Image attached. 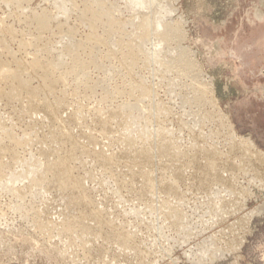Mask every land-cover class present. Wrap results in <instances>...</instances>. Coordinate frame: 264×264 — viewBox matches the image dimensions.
<instances>
[{
	"label": "rangeland",
	"instance_id": "obj_1",
	"mask_svg": "<svg viewBox=\"0 0 264 264\" xmlns=\"http://www.w3.org/2000/svg\"><path fill=\"white\" fill-rule=\"evenodd\" d=\"M89 1L91 2V0ZM92 1V7H96L94 0ZM106 2L111 5L113 17H117L120 22L123 20L121 29L124 31L125 35L131 37H127L128 39H136L137 35L141 33L148 36L150 39V41L140 46L141 50L144 52L140 53L138 56L140 60H136L132 67L133 72L131 71L133 79L137 83H142L150 87V95H139L137 93L129 95L128 93L125 94L126 92L120 93V89L123 88L121 85L125 86L127 84L129 76L126 75V69L120 62L119 56L115 55V57L109 53V47L105 44H94L90 49H82L84 51H79V57L81 56L80 58L83 60H85L84 58H86V60L87 58L88 60L90 59V51L97 56L96 64L101 68H98L95 64L89 65L85 77L86 79L91 77L89 78L90 80L88 79V81H86L90 86L93 81V88L98 84L96 88L92 89L94 92L91 90L92 87L85 91V89H81V86L79 91V87H75L80 82V79L76 80L77 83L72 75L67 74L65 81L67 80L66 82L68 84L66 83L65 85L64 81H56L54 82V86L57 89L53 87L54 93L46 95L40 94L41 96H37L36 101L32 102L27 96V92L24 88L18 86L15 81H6L0 77V92H2L0 93V143L6 145L9 149H13L21 160L32 158L40 163H44L46 162L44 152H49L51 154L48 155L50 159H56L60 155L64 156L65 152L69 151L71 147V139H69V137L73 136L72 134H76L74 136L78 138L82 133L90 132V134L95 137L94 141L96 144H94V141L93 143H85L83 141L85 146L78 147L75 152V158L69 161V172L71 178L73 176V179L79 180L81 187L84 192H86L85 194L88 193L87 195H89L88 199L91 202H95L94 199H96L98 204L95 202L94 204L92 203L93 205H99L101 207L105 204L107 206L105 207V205H103L106 213L104 212L103 206V209H100L99 206H94V210L92 208L91 213L89 211V214H93L94 216L99 212L96 209L102 211L99 212V214L101 213L103 216L100 217L98 214V219L104 220L103 223L101 221L102 226L94 223L93 217L88 216L89 218L86 222L91 225L93 233L90 232L89 234L87 233V235L86 233L80 234L81 225L76 224L79 222V214L81 215L83 210L85 211H83L82 214H84L86 210L88 212L89 208L83 207L79 202L75 204L76 200L73 201V204L67 203L69 199H72L70 197L75 199L78 198V188H74L67 192L65 191V194H63L64 196L59 195L58 198V192L54 187H51L50 193L47 192L43 197V195L32 193V189L28 191L30 188H25L24 191L23 187L21 188V184H18L19 181L15 180L12 187L21 188L20 190H23L22 192L25 194L22 195V198L17 197L15 194L13 195L12 191H8L0 186V264H264V0H168L171 9L168 10L169 12L165 13L162 11V13L159 14L164 16V23L170 24L178 30L176 34L177 37L175 36L170 44H166L161 38H159V40L152 38L154 32L151 27L144 29L140 27L141 18L145 12L143 8L139 9L132 7L129 4V0H106ZM72 3H74V6L73 4H71V6L77 11L73 10V7L68 4V10L62 12V10L56 6V0H23V2L18 5L8 4L0 0V68L4 69V71L14 70L17 63H20L25 66L22 78L28 80L29 84L37 88L42 81L38 74H34L35 71L32 70L31 66H28V64L37 59L38 61H43L45 59L58 58L61 55L60 51L62 45L67 41L65 37L67 30L73 32V38H71L73 42H85L93 33H98L101 36L103 35V37H107L106 39L109 41L112 39L116 30H111V33L108 35L102 31L100 25L94 30L86 23H83V20L81 21V19H79L77 14L84 5L83 0H75ZM88 4L90 3L88 2ZM75 6L79 8L77 9ZM127 6L131 7L128 9ZM39 12H45L49 15L47 24V28L50 26L48 28L49 30L46 29L41 32L36 23L31 20L32 14H39ZM102 20V23H104L106 18H102ZM99 23L101 22L99 21ZM108 25L109 28L113 27L115 24L108 23ZM69 26L72 27L70 28ZM38 29L40 31H38ZM33 37L36 38L38 42L36 39H33ZM61 39L64 42L61 41ZM173 41L175 43H173ZM60 42L61 44H59ZM35 44H37L38 47ZM43 44H49L51 46L50 51H43ZM180 51L186 52V61L180 59L178 55L177 57L175 56V54H179ZM145 54L148 56H144ZM61 56L65 59V62L70 61L69 55ZM187 62L188 64L190 62L193 67L191 65L187 66ZM164 64L166 65L164 66ZM184 65L187 66V68ZM170 66L171 69H169ZM60 70L64 72L63 69L59 68L56 72L54 71L53 75L56 77V75L61 74L62 72ZM122 73L125 78L127 77L126 79ZM194 78H197L195 80L196 83L194 82ZM70 79L74 82L72 83ZM102 80L104 83L100 84ZM187 85L189 86L184 87ZM197 85L211 87L212 91L206 92V96L208 97H202L200 101L197 99ZM58 86L62 87V89L58 88ZM105 88H107L106 90H108V92ZM193 88H196V90ZM76 89H78L79 92H76ZM111 89H114L116 92ZM57 90L61 91L59 95L58 92L60 91L57 92ZM11 91L17 95L15 99L11 98ZM20 92H22V94ZM69 92L72 93L71 96ZM79 93H81V95ZM187 93H189V96ZM76 94L79 95L77 96ZM54 95H57L56 98L60 95H64L65 99L68 97L69 103L66 99L67 103L63 105L64 107L62 106L60 108L62 111H58L56 122L54 120L52 123L50 119L45 116L48 112L43 108L45 106L44 103H50V101L52 103L55 101ZM104 95H106L107 98L104 97ZM190 95L193 99H191ZM46 97L48 102L46 101ZM75 98H78V100H76L78 102L75 101ZM127 102L138 103L140 107L139 112H133L136 115L138 114L139 117L141 116L138 120L137 129H141V126H146L148 132H152L150 135H163L166 138L171 134L170 137L172 139L168 137L167 140H174L176 138L178 142H176L175 139V143L177 145L180 143L179 146H181H177L179 149L176 148L177 153L180 154V156L177 155L178 158L175 156L176 161L174 160L173 154H170V156L165 155V158L163 156L157 157V155H154L152 158V166L153 164L155 166L153 167L154 169L150 168L152 173H150L147 165L144 170L142 169L152 176V181L150 183H147L142 177H139L140 173L136 172L138 169L135 170L134 173H131L124 164L117 168L113 166L105 171L106 169H103L100 164L101 162L97 160L94 154L98 151L95 149L98 142L100 144L103 141L109 142L108 139L104 138V134L102 130H100L101 126L97 124V120L94 119V113L96 110L100 112H105L110 109L116 110ZM189 103L193 104L195 109H197L195 110L193 105ZM77 105L82 106H79V109H83L82 111L86 113V116L82 117L80 123L76 126L67 125L68 123L65 121V118L68 116V113L70 115L77 112ZM31 106L33 108V113L28 112ZM198 107L200 109H198ZM64 110L68 112L64 113L65 118L63 117ZM155 110H157V114ZM194 112L195 115L193 114ZM41 113L45 115L43 114L41 117ZM149 113H152V115H149ZM145 114L148 115L145 116ZM30 115L32 116L30 117ZM92 115L93 119L91 118ZM47 123L50 124L48 125ZM41 125L42 127H40ZM109 127L110 129H115L116 127L118 128V124L116 125V122L111 121ZM156 127L159 129L156 130ZM117 128L115 129V132L117 131L116 133H113L114 129L110 131L117 135ZM62 129H64V131ZM70 129H74V131ZM165 129L167 135H165ZM54 130L62 133L60 140L57 141L58 145L54 143H52V145L51 142L48 141L49 134ZM4 131L10 132L14 140H23V143L15 145V143H13L14 141L11 142L6 135H3ZM68 132L70 135H68ZM156 132L159 133L157 134ZM108 135L110 137L112 136L111 133H108ZM153 135L148 139H152V143L158 146L159 138L157 139V137L155 138ZM132 136L135 137L136 145L137 141L140 145L142 142L148 140L138 132ZM163 136L159 137L161 138ZM243 138L247 139L244 140ZM28 139L29 142L27 143ZM32 139L35 140L32 141ZM153 139H155V142ZM196 141L200 143L201 148L194 146L198 144ZM190 142L194 145L191 146ZM249 143L252 144L249 145ZM49 144L52 146H49ZM109 144L111 148L108 147V151H110V149L113 152L118 150L119 147H117L115 143L109 142ZM154 144H152V146ZM88 145L89 147H87ZM241 146L245 147L243 148ZM52 147L56 149L53 150L51 149ZM84 148L86 151H84ZM195 149L199 150V153ZM202 149H204V153ZM213 149L216 152L214 154L215 156L209 152V154L207 153V151ZM178 150H180V152ZM194 156L197 157V159ZM3 158L6 160L10 159V154H3ZM207 158L210 160H207ZM162 159H164V161ZM90 161L92 163H90ZM154 161L157 162L155 163ZM208 161L209 164L216 165H214L215 172L211 171L212 169L208 167ZM158 164L160 165L156 166ZM164 165H166V167ZM171 167L172 169H170ZM177 167L179 169H177ZM123 168L125 169L124 171ZM115 169L118 174H116ZM12 170H17V167L12 168ZM158 170L160 172H158ZM91 171L95 173L92 179L90 178ZM94 173H92V175ZM10 176H12L11 172H6V175L5 173H0L1 185H6L8 183L7 180L11 178ZM130 177L134 179H132L134 183H132ZM206 177H208L207 180ZM128 179L131 181L128 182ZM153 181H155L154 184L152 183ZM165 184L171 189L173 188V190H169L171 193L173 191V194L168 191L169 187H166L167 185ZM162 186H164L167 191H165V188ZM161 187L163 190L160 189ZM171 197L174 198L172 199ZM56 200H58V202ZM171 202L173 204H171ZM45 204L51 209L54 207L56 211H52L51 217L49 216L47 219L48 221L45 219V221L48 222L47 225L51 226L42 229L35 221L34 210L39 208L42 209ZM214 205L217 206V211L215 210V213L212 211L213 208L215 209ZM170 206L174 207L175 211L179 206V211L177 210L176 214L178 213L182 217L185 215L184 217H186V219L181 218L182 222L184 219L186 223L183 222V224L180 221V225L183 224L184 228H181L179 224L176 226V224L172 223V220L170 223V220L166 218V213L170 212ZM107 208L111 210L108 213ZM77 213H79L77 216L78 222L76 219ZM69 214L71 216L73 215L72 218L76 223ZM107 214L109 216L111 214L110 217L112 220H110L111 218ZM211 214L214 215L212 216ZM65 215L70 216L69 224L71 223V226L74 227V225H72V222H74L75 227L77 225L74 229L79 230V233L76 230L74 234L73 227L71 231L66 229L68 225H66L67 223H63ZM44 218L42 217L41 219ZM107 219L109 223L106 222ZM165 220H168L167 224ZM113 222L116 226L112 224ZM106 223L108 226H106ZM187 223L189 227L185 225ZM94 224L97 227H93ZM113 225L115 227L114 230L112 229ZM63 227L66 230V234L70 232L68 236L65 233L63 235H66L70 239L62 235L64 231ZM93 228L96 231H94ZM72 231L76 238L73 236ZM117 231H120V233L123 231V234L129 237L127 239L128 243H123L124 246L113 238ZM183 231L187 237L183 235ZM71 236L73 239H71ZM82 238L83 241L81 240ZM85 238L88 240L85 241ZM70 240H74V243ZM70 244L73 247L72 249ZM198 244L200 246H198ZM213 244L216 245L214 246ZM128 245L133 246L129 247ZM82 246H86L87 249H84ZM208 246L210 248H208ZM129 248L131 250H128V252L126 249ZM120 249L121 253H119ZM217 252L218 254H216ZM129 253H131V255H129ZM203 253L205 257H203Z\"/></svg>",
	"mask_w": 264,
	"mask_h": 264
},
{
	"label": "bare ground",
	"instance_id": "obj_2",
	"mask_svg": "<svg viewBox=\"0 0 264 264\" xmlns=\"http://www.w3.org/2000/svg\"><path fill=\"white\" fill-rule=\"evenodd\" d=\"M3 2H5V3H8V4H14V5H18L19 3H21V2H23V0H2ZM26 1V0H25ZM73 1H75V0H56V6H58V8L59 9H61L62 10V12H66L67 10H68V4L71 6V4H73V6H74V3H72ZM80 1V0H79ZM84 1V5L82 6V8L78 11V14H77V16H79V19H81V21L83 22V23H86L89 27H91L92 29H94V30H96L97 29V27L100 25V27H102V31L103 32H105V34L107 33L108 35L111 33V30L112 31H114V30H116V33L113 35V37H112V39H110V41L109 40H107L106 38H104L103 37V35L101 36L100 34H98V33H93V34H91L90 35V37H88V39H86V41L85 42H81V41H79V42H73V41H71V38H73V32L71 31V30H67L66 31V34H65V37L67 38V41H65V43L62 45V47H61V55H69L70 56V61L69 62H65V59H63V57L60 55L58 58H56V59H45V60H43V61H38V59L37 60H33L32 62H30V64H28V66L30 65L31 66V68H32V70H34L35 72H34V74H38L39 76H40V79H41V81H42V83H40V86L39 87H33L31 84H29V82H28V80H26V79H23L22 78V74H23V72L25 71V66H23V65H21L20 63H17V66H16V68L14 69V70H6V71H4V69H2V68H0V77H2V79L3 80H6V81H15L17 84H18V86H20L21 88H24L25 90H26V92H27V96L29 97V99L32 101V102H35L36 101V97L37 96H39L40 94H52V93H54V89H53V87H55L54 86V82H56V81H60V82H62V81H64L65 82V85H66V81H65V78H67V74H70V75H72L73 77H74V79H75V81L76 80H79L80 82L78 83L77 81V86L75 87V88H77V87H79L78 89H79V91H80V88L83 90V89H85V91L86 90H89L91 87H92V85H94L92 82H91V86L89 85V84H87V81H88V79L89 78H91V77H88V79H86L85 77H86V75H87V70L89 69L88 67H89V65H92V64H95L96 66H98L96 63H97V56L92 52V51H90V55H91V57L90 56H88V57H90V59L88 60V58H87V60H86V58H84L85 60H83V59H81L80 57H79V51L80 50H82V49H90L91 48V46H93L94 44H105L106 46H108L109 47V49H108V51H109V53H111L112 55H118L119 56V58H120V62L122 63V65L125 67V69H126V73H124V74H126L127 76H129V79H127V84L125 85V86H122L121 85V87H123L122 89H120V93L122 92V93H125V94H129V95H134L135 93H137V94H139V95H146V96H148V95H150L151 94V89H150V87L148 86H145V85H143L142 83H137L134 79H133V76H132V72H133V70H132V67H133V65L135 64V62H136V60L138 59V60H140L139 58H138V56L140 55V53L142 52H144V51H142L141 50V47L140 46H142V45H144L145 43H147L148 41H150V39L148 38V36H146V35H144V34H134V35H137V37H136V39H128V38H131V37H129V36H127V35H125V33H124V31H122V29H121V26H122V21L120 22L118 19H117V17L115 18V17H113V12H112V8H111V5H109L107 2H106V0H94V3L96 4V7H92V5H91V2H93L92 0H91V2L89 1V0H83ZM88 2L90 3V4H88ZM77 3V2H76ZM169 2H168V0H129V4L132 6V7H134V8H139V9H141V8H143L144 10H145V12H144V14H143V17L141 18V22H140V24H141V26L140 27H142L143 29L144 28H149V27H151V29L153 30V36H152V38H155L156 40H159V38H161V39H163L164 40V42L166 43V44H170L171 42H172V40H174V37L176 36V34L178 33V30L175 28V27H173V26H171L170 24H167V23H164V16H162V15H160L159 13H162V11L163 12H169L168 10H170L171 9V7H170V4H168ZM119 4V3H118ZM122 4H123V2H122ZM88 5H90V6H88ZM73 6H71V7H73ZM124 6V5H123ZM131 6H127L128 7V9H129V7H131ZM70 7V8H71ZM75 7H77V6H75ZM16 8V7H15ZM69 8V9H70ZM79 7H77V9H78ZM73 10H76V9H74V7H73ZM59 11V10H58ZM70 11V10H69ZM72 11V10H71ZM77 11V10H76ZM119 11V10H118ZM75 12V11H74ZM128 12V11H127ZM25 13V12H24ZM77 13V12H76ZM129 14V13H128ZM63 15V14H62ZM120 15V14H119ZM256 15V14H255ZM130 16V15H129ZM256 17H257V15H256ZM102 18H106V21H104V23H102ZM28 19H29V17H28ZM28 19H26V20H28ZM48 19H49V15L48 14H46L45 12H43V13H40L39 12V14L38 13H33L32 14V16H31V20L32 21H34L35 23H36V25H37V27L41 30V32H42V30H46V29H48L47 28V24H48ZM120 19V18H119ZM125 19V18H124ZM67 20V19H66ZM102 20V21H101ZM99 21L101 22V23H99ZM81 22V23H82ZM107 22V23H106ZM125 22V21H124ZM174 22V21H173ZM108 23H110V24H115L113 27H109L108 28ZM124 24V23H123ZM128 24V23H127ZM59 25V24H58ZM68 25V24H67ZM70 27V26H69ZM72 27V26H71ZM70 27V28H71ZM112 28H114V29H112ZM38 29V31H40ZM59 29V28H58ZM126 29V28H125ZM133 29V28H132ZM134 29H135V27H134ZM49 30V29H48ZM47 30V31H48ZM147 30V29H146ZM149 31V30H148ZM97 32V31H96ZM103 32H102V34H103ZM147 32V31H146ZM57 33V32H56ZM129 33V32H128ZM39 34V33H38ZM37 34V35H38ZM53 34V33H52ZM98 34V35H97ZM104 34V35H105ZM59 35V34H58ZM126 37H125V36ZM35 36V35H34ZM39 36H40V34H39ZM131 36V35H130ZM75 37V36H74ZM128 37V38H127ZM177 37V36H176ZM38 38V37H37ZM63 38V37H62ZM134 38V37H133ZM33 39H36V38H34L33 37ZM50 39V38H49ZM48 39V40H49ZM60 39V38H59ZM177 39V38H176ZM44 40H46V39H44ZM32 41V40H31ZM36 41L38 42V40L36 39ZM61 41H63L62 39H61ZM34 42H35V40H34ZM33 42V43H34ZM36 42V43H37ZM40 42H41V39H40ZM47 42V41H46ZM49 42V41H48ZM51 42V41H50ZM59 42V41H58ZM64 42V41H63ZM157 42V41H156ZM27 43V42H26ZM43 43H45V42H43ZM173 43H175L174 41H173ZM28 44V43H27ZM30 44V43H29ZM46 44V43H45ZM45 44H43L44 46H42V49H43V51H50V49H51V46L49 45V44H47V45H45ZM59 44H61V42L59 43ZM36 46H37V44H35ZM9 46V45H8ZM53 46V45H52ZM59 46V45H58ZM166 46H168V45H166ZM170 46V45H169ZM3 47V46H2ZM32 47V46H31ZM38 47V46H37ZM60 47V46H59ZM176 47V46H175ZM6 48V47H5ZM41 48V47H40ZM56 48H58V47H56ZM177 48V47H176ZM41 49V50H42ZM105 49H107V48H105ZM93 50V49H92ZM104 50V49H103ZM176 50V49H175ZM178 50V49H177ZM181 50H183V49H181ZM34 51V50H33ZM38 51H40V50H38ZM82 51H84V50H82ZM45 52V53H46ZM106 52H107V50H106ZM189 52V51H188ZM9 53V52H8ZM41 53V52H40ZM50 53V52H49ZM176 53V52H175ZM48 54V53H47ZM43 55V54H42ZM50 55V54H49ZM83 55V54H82ZM86 55H87V53H86ZM109 55V54H108ZM177 55H178V57L180 58V59H183V60H185V58H186V52L185 51H180V53L178 54V53H176L175 54V56L177 57ZM144 56H148L147 54H145ZM31 57V56H30ZM43 57V56H42ZM50 57V56H49ZM109 57V56H108ZM116 57V56H115ZM175 57V58H176ZM101 58V57H100ZM141 58V57H140ZM175 58H173V59H175ZM144 60V59H143ZM183 60H181V61H183ZM174 61H176V60H174ZM179 61V60H178ZM186 61V60H185ZM184 61V62H185ZM189 61V60H188ZM146 62V61H145ZM169 62V61H168ZM177 62V61H176ZM182 63V62H181ZM99 64V63H98ZM187 64V66H190L191 65V63L189 62V64H188V62L186 63ZM185 64V65H186ZM192 64H194V63H192ZM100 65H102V66H105V65H103V64H100ZM166 64H164V66H165ZM182 65H183V63H182ZM184 65V66H185ZM94 66V65H93ZM122 66V67H123ZM187 66H185L186 68H187ZM192 66V65H191ZM95 67V66H94ZM93 67V68H94ZM100 66H98V68H99ZM141 67V66H140ZM146 67V66H145ZM182 67V66H181ZM193 67V66H192ZM191 67V68H192ZM194 67H195V65H194ZM59 68L60 69H63L64 70V72H62V70H60L61 72V74H59V75H56V77L53 75V73H54V71L56 72V70H59ZM92 68V67H91ZM95 68H97V67H95ZM101 68V67H100ZM106 68V67H105ZM168 68V67H167ZM185 68V69H186ZM189 68V67H188ZM29 69V68H28ZM103 69V68H102ZM109 69V68H108ZM169 69H171V66H170V68ZM190 69V68H189ZM91 70V69H90ZM190 70H192V69H190ZM189 70V71H190ZM194 70V69H193ZM99 71H101V70H99ZM132 71V72H131ZM183 71V70H182ZM196 71V70H195ZM58 72V71H57ZM197 72V71H196ZM121 73V72H120ZM115 74V73H114ZM65 75H66V77H65ZM69 75V76H70ZM122 75H123V73H122ZM188 75H189V72H188ZM34 76V75H33ZM124 76V75H123ZM25 77V76H24ZM36 77H38V76H36ZM112 77V76H111ZM34 78H35V76H34ZM71 78V77H70ZM124 78H125V76H124ZM127 78V77H126ZM125 78V79H126ZM191 78V77H190ZM69 79V78H68ZM71 79H73V78H71ZM70 79V80H71ZM73 79V80H74ZM104 79V78H103ZM121 79V78H120ZM197 79V78H196ZM195 78H194V82L196 83V80ZM2 80V81H3ZM37 80V79H36ZM87 80V81H86ZM90 80V79H89ZM110 80V79H109ZM139 80V79H138ZM188 80V79H187ZM193 80V79H192ZM200 80V79H199ZM69 81V80H68ZM103 81V80H102ZM102 81H100L101 83L100 84H102V83H104V81L102 82ZM140 81V80H139ZM71 82H72V80H71ZM74 82V81H73ZM72 82V83H73ZM98 82V81H97ZM97 82H94V83H97ZM142 82V81H141ZM203 82V81H202ZM7 83V82H6ZM58 83V82H57ZM106 83V82H105ZM205 83V82H204ZM56 84V83H55ZM68 84V83H67ZM99 84V85H100ZM110 84V83H109ZM187 84H189V83H187ZM203 84V83H202ZM209 84V83H208ZM16 85V84H15ZM56 85H58V84H56ZM61 85H62V83H61ZM64 85V86H65ZM71 85V84H70ZM116 85V84H115ZM32 86V87H31ZM81 86V87H80ZM96 86H98V84L97 85H95L94 86V88H96ZM104 86V85H103ZM106 86H110V85H106ZM119 86V85H118ZM189 85H187V86H184V87H188ZM198 87V96H197V99L200 101L201 100V98L202 97H205L206 96V92H209V91H212V89H211V87L210 86H208V87H204V86H202V85H197ZM100 87H102L101 85H100ZM120 87V86H119ZM191 87V86H190ZM21 88H20V90H21ZM56 88V87H55ZM58 88H61L62 89V87H59L58 86ZM66 88V87H65ZM93 87L91 88V90L92 89H94ZM115 88V87H114ZM172 88V87H171ZM23 89V90H24ZM57 89V88H56ZM78 89H76V92L78 91ZM102 89H103V87H102ZM107 88H105V90H106ZM193 89H195L196 90V88H193ZM18 90V89H17ZM24 90V91H25ZM64 90V89H63ZM91 90H90V92H91ZM112 90V89H111ZM186 90H187V88H186ZM194 90V91H195ZM15 91V90H14ZM58 91H60V90H57V92ZM65 91H66V89H65ZM72 91H73V89H72ZM71 91V92H72ZM74 91H75V89H74ZM78 91V92H79ZM104 91V90H103ZM107 92H108V90H106ZM110 91V90H109ZM112 91H114V89L112 90ZM12 92V91H11ZM16 92V91H15ZM19 92V91H18ZM90 92H89V94H90ZM92 92H94L93 90H92ZM111 92V91H110ZM114 92H116V91H114ZM0 93H2V92H0ZM21 94H22V92H20ZM56 93V92H55ZM59 93H61V91L60 92H58V95H59ZM64 93V92H63ZM70 93V92H69ZM21 94H19V95H21ZM25 94V93H24ZM74 94H75V92H74ZM80 95H81V93H79ZM78 94V95H79ZM106 94H109V93H106ZM166 94V93H165ZM189 93H187V95H188ZM72 95V93H70V96ZM77 95V94H76ZM77 95V96H78ZM85 95V94H84ZM84 95H82V96H84ZM86 95H88V94H86ZM91 95V94H90ZM153 95H155V94H153ZM153 95H151V96H153ZM186 95V96H187ZM210 95V94H209ZM6 96V95H5ZM11 96V98L12 99H15L16 97H17V95L16 94H14L13 92H12V94L10 95ZM41 96V95H40ZM55 96V95H54ZM57 96V95H56ZM56 96L54 97L55 99V101L54 102H52L51 103V101H50V103H44V108L43 109H45L47 112H48V114L47 115H45L44 113H41V117H42V115L44 114L45 116H47L49 119H50V121L53 123V121L55 120V122H56V120H57V115H58V111L60 110V108L65 104V103H67L69 100L67 99L68 97H66V99H67V102H66V99L64 98V95L63 96H58L57 98H56ZM82 96H80V97H82ZM189 96V95H188ZM187 96V97H188ZM21 97V96H20ZM43 97V96H42ZM90 97V96H89ZM104 97H106L107 98V96L106 95H104ZM190 97H191V95H190ZM206 97H208V96H206ZM19 98V97H18ZM25 98L27 99V97L25 96ZM71 98V97H70ZM85 98V97H84ZM87 98V97H86ZM136 98V97H135ZM157 98V97H156ZM184 98H185V96H184ZM23 99V98H22ZM41 99V98H40ZM43 99V98H42ZM103 99V98H102ZM138 99V98H137ZM136 99V100H137ZM142 99H144V98H142ZM182 99V98H181ZM188 99H189V97H188ZM191 99H193L192 97H191ZM72 100V99H71ZM76 100H78V98L76 99L75 98V101ZM135 100V101H136ZM148 100V99H147ZM183 100V99H182ZM203 100V99H202ZM9 101V100H8ZM40 101V100H39ZM44 101H45V99H44ZM43 101V102H44ZM46 101L48 102V100H47V97H46ZM45 101V102H46ZM74 101V102H75ZM100 101V100H99ZM128 101V100H127ZM149 101H150V97H149ZM185 101V100H184ZM184 101H182V102H184ZM191 101V100H190ZM195 101H197V100H195ZM205 101V100H204ZM21 102V101H20ZM27 102V101H26ZM71 102V101H70ZM76 102H78V101H76ZM140 102V101H139ZM153 102V101H152ZM189 102V101H188ZM198 102V101H197ZM196 102V103H197ZM12 103V102H11ZM22 103V102H21ZM20 103V104H21ZM28 103V102H27ZM40 103V102H39ZM41 103H42V101H41ZM40 103V104H41ZM69 103V102H68ZM73 103V102H72ZM185 103V102H184ZM191 103H192V101H191ZM191 103H189L190 105H193L194 104V102H193V104H191ZM201 103V102H200ZM23 104V103H22ZM37 104V103H36ZM73 104H75V103H73ZM81 104V103H80ZM102 104V103H101ZM147 104V103H146ZM148 104H150V103H148ZM153 104V103H152ZM68 105H70V104H68ZM82 105V104H81ZM81 105H79L80 107H82ZM154 105H155V103H154ZM36 106V105H35ZM71 106V105H70ZM78 106V105H77ZM79 106H78V108H77V112H74V114H70L69 115V113L68 112H66L65 110V112H63V117L65 118V116H64V113H68V116L64 119L68 124L67 125H78L79 123H80V120L82 119V117H84V116H86V113H83V109H79ZM153 106V105H152ZM23 107V106H22ZM37 107V106H36ZM39 107V106H38ZM64 107V106H63ZM67 107V106H66ZM69 107V106H68ZM72 107H74V106H72ZM98 107V106H97ZM154 107V106H153ZM193 107H194V105H193ZM201 107V106H200ZM25 108V107H24ZM28 108V107H27ZM75 108V107H74ZM94 108V107H93ZM214 108V107H213ZM114 109V108H113ZM139 109H140V107H139V105H138V103H129V102H127L125 105L123 104V105H121V107H119L118 109H116V110H112V109H110V110H107V111H105V112H100V111H97L96 109V112L94 113V119H96L97 120V124H99L100 126H101V128H100V130H102V132H103V134H104V138L105 139H108V141L109 142H113V143H115L116 145H117V147H119L118 148V150L116 151V152H113V151H111V149H110V151H108V147H110L111 148V146H110V144H109V142H106V141H103V142H101V144L98 142V144L96 145V147H95V149L96 150H98L97 151V153L95 152H93L95 155H96V158H97V160L98 161H100L101 163V166L103 167V169H106L105 171H107V169H110V168H112L113 166L115 167L116 166V168L117 167H120L121 165H123L124 164V166H126L128 169H129V172H131V173H134L135 172V170H137L136 172H138V173H140V176L139 177H142V179L144 180V181H146L147 183L149 182H151L152 181V176H150V173H152L151 172V170H150V168H153L155 165L153 164V166H152V158H153V156L154 155H157V157L158 156H165V155H167V156H170V154H173V156H174V160H175V156H177V155H179L180 156V154H178L177 153V150H176V148L177 149H179V147H181V146H179V144L177 145L176 143H175V141L176 142H178V140L176 139H174V140H167L168 139V137H170L171 136V134H170V136H168L167 138L165 137V136H163V135H159V136H163V137H159L158 135H153V136H155V138L157 137V139H158V146H156L154 143H152V139L150 140V139H148V138H151V136L152 135H150V133H152V132H148V129H146L147 127L146 126H141V129H137L138 127V120H139V118H141V116L139 117L138 116V114L136 115V114H134L133 112H139ZM194 109H195V107H194ZM197 109V108H196ZM195 109V110H196ZM198 109H200L199 107H198ZM38 110V109H37ZM36 110V111H37ZM76 110V109H75ZM75 110H73V111H75ZM158 110V109H157ZM157 110H155V112H156V114H157ZM193 110V109H192ZM44 111V110H43ZM60 111H62V110H60ZM72 111V112H73ZM28 112L29 113H33V108H32V106L31 107H29V109H28ZM41 112V111H40ZM87 112V111H86ZM92 112V111H91ZM61 113V112H60ZM59 113V114H60ZM103 113V114H102ZM36 114H37V112H36ZM83 114H85V115H83ZM87 114H89V113H87ZM92 114V113H91ZM194 115H195V112L193 113ZM200 114V113H199ZM38 115V114H37ZM146 115H148V114H145V116ZM149 115H152V113L150 114L149 113ZM154 115H155V113H154ZM159 115V114H158ZM193 115V116H194ZM32 115H30V117H31ZM62 116V115H61ZM60 116V117H61ZM89 116V115H88ZM157 116V115H156ZM191 116V115H190ZM220 116H222V115H220ZM40 117V118H41ZM62 117V118H63ZM155 117V116H154ZM204 117V116H203ZM207 117V116H206ZM89 118V117H88ZM92 119H93V115H92V117H91ZM149 118H150V116H149ZM159 118V117H158ZM44 119V118H43ZM84 119V118H83ZM90 119V118H89ZM155 119V118H154ZM195 119V118H194ZM201 119V118H200ZM29 120V119H28ZM45 120L47 121V119L45 118ZM63 120V119H62ZM144 120V119H143ZM149 120V119H148ZM147 120V121H148ZM197 120H198V118H197ZM207 120V119H206ZM3 121V120H2ZM111 121H113V122H116V125L118 124V133H117V135H115V134H113V133H116L115 132V129H114V132L112 133V131H110L111 129H110V127H109V123L111 122ZM156 121V120H155ZM195 121V120H194ZM201 121V120H200ZM203 121H204V118H203ZM1 122V121H0ZM39 122V121H38ZM43 122V121H42ZM50 122V123H51ZM140 122H142V121H140ZM222 122V121H221ZM4 123V122H3ZM40 123V122H39ZM45 123V122H44ZM49 123V124H50ZM84 123H88V122H84ZM143 123H144V121H143ZM153 123V122H152ZM199 123H201V122H199ZM198 123V124H199ZM41 124H43V123H41ZM48 124V123H47ZM46 124V125H47ZM48 124V125H49ZM82 124V123H81ZM145 124V123H144ZM189 124V123H188ZM197 124V125H198ZM202 124V123H201ZM47 125V126H48ZM54 125H55V123H54ZM61 125V124H60ZM85 125V124H84ZM149 125V124H148ZM196 125V126H197ZM45 126V125H44ZM80 126V125H79ZM2 127H3V125H2ZM40 127H42V125L40 126ZM51 127V126H50ZM159 128H161L160 126H158ZM43 128H45V127H43ZM59 128V127H58ZM62 128V127H61ZM149 128V127H148ZM158 128V129H159ZM164 128V127H163ZM168 128V127H167ZM174 128V127H173ZM66 129H68V128H66ZM112 129V130H113ZM156 130H158L157 129V127L155 128ZM63 131H64V129H62ZM71 130V129H70ZM73 131H74V129H72ZM71 130V131H72ZM61 131V130H60ZM154 131V130H153ZM160 131V130H159ZM165 131H166V129H165ZM164 131V132H165ZM36 132V131H35ZM140 133V135L142 134L143 136H145V138H147L146 140L147 141H145V142H142V144H138L139 142L137 141V145H136V140H135V137H133L132 135L133 134H135V133ZM162 132V131H161ZM4 134L3 135H6L8 138H9V140H11V142L12 141H14L13 143H15V145H18V144H22L23 142V140H14V138H13V136H12V134H10V132H3ZM6 133V134H5ZM71 133V132H70ZM73 133V132H72ZM78 133V132H77ZM108 133H111L112 134V136L110 137L109 135H108ZM157 134L159 133V132H156ZM169 133V132H168ZM67 134V133H66ZM155 134V133H154ZM163 134V133H162ZM62 135V133L61 132H59V131H52L50 134H49V136H48V141H50L51 142V144L52 143H54L55 145H58L57 144V141H59L60 140V136ZM68 135H70L69 134V132H68ZM73 136H70L69 137V139H71L70 140V144H71V147H70V149H69V151L67 152L66 150V152H65V154H64V156L62 155H58V153H57V155L59 156L58 158H56V159H50V156H48V155H51L49 152H44V154H42V155H44V158L46 159V162H38V161H36V160H34V159H32V158H30V159H23V160H21L20 159V157H18V155H17V153L13 150V149H9V147H7L6 145H4V144H2V143H0V173H5V175H6V172H11V175L12 176H10L11 178H5V179H8L7 181H8V183L5 185V184H3V185H1V183H0V186L2 187V188H4V189H6V190H8V191H12V193H13V195L15 194L17 197H21L22 198V195H24L25 193L24 192H22L23 190H20L22 187H23V189H24V191H25V188H30V189H28V191H30L31 189H32V193H34V194H40V195H43V197L46 195V193L47 192H49L50 190H51V187H54L55 189H56V191L58 192V198H59V195L60 196H62L63 194H65V191L67 192V191H71L72 189H74V188H78V198H73V197H70V198H72V199H69L68 200V204H73V201H75V204L77 203V202H79L80 204H82V206L83 207H85V208H89V210H88V212H87V210H86V212L84 213V214H82L83 213V211H85V210H83L82 211V213H81V215L79 214V213H77V215H76V219H77V216H78V214H79V222H78V219H77V222L78 223H76V221L72 218V216L70 215L71 213H70V211H69V215L71 216V218L75 221V223L78 225H81L80 226V234H85L86 233V235H87V233L89 234L90 232H92V229H91V225L90 224H88L87 222H86V220L89 218L88 216H91V217H93V219H94V223H96L97 225H100V226H102V223H103V221L104 220H99L98 219V214H99V212H102L100 209H103V205H105V204H101L102 206L100 207L99 205H97V206H99V208L100 209H96V210H98L99 212L96 214V211H95V214H96V216H94L93 214L91 215V214H89V211H90V213H91V211H92V208H93V210H94V206H96V205H93L95 202H96V204H98L97 203V201H96V199H94L95 200V202H91L89 199H88V196L89 195H87V194H85L86 192H84V190H83V188L81 187V185H80V182H79V180L77 181L76 179H73V176H72V178L70 177V172H69V161H71V160H73L74 158H75V152H76V150L78 149V147L80 148V147H82V146H85V143L86 142H88V143H93V141L95 140L94 138V136L92 135V134H90V132L89 133H82L78 138H76L74 135H76V134H72ZM165 135H167V131H166V134ZM34 136V135H33ZM67 136V135H66ZM78 136V135H77ZM138 136V135H137ZM3 137V136H2ZM31 137V136H30ZM35 138V137H34ZM154 138V137H153ZM171 138V137H170ZM195 138V137H194ZM242 138V137H241ZM240 138V139H241ZM30 139V138H29ZM29 139H28V141H27V143L29 142ZM41 139V138H40ZM141 139H142V137H141ZM172 139V138H171ZM189 139V138H188ZM196 139V138H195ZM239 139V140H240ZM244 139V138H243ZM247 139V138H246ZM246 139H244V140H246ZM5 140V139H4ZM31 140V139H30ZM33 140H35V139H32V141ZM62 140V139H61ZM140 140V139H139ZM143 140V139H142ZM155 139H153V141H154ZM243 140V141H244ZM2 141V140H1ZM83 141L85 142V143H83ZM174 141V142H173ZM248 141V140H247ZM6 142V141H5ZM95 142V141H94ZM155 142V141H154ZM157 142V141H156ZM183 142V141H182ZM197 142V141H196ZM242 142V141H241ZM248 142H251V141H248ZM47 143V142H46ZM61 143V142H60ZM64 143H65V141H64ZM84 145H83V144ZM87 143V144H88ZM191 143V142H190ZM198 143V142H197ZM245 144L247 143V142H244ZM34 144V143H33ZM51 144H49V146H52ZM94 144H96V142L94 143ZM152 144H154L153 146H152ZM248 144V143H247ZM252 144V143H251ZM250 143H249V145H251ZM30 145V144H29ZM34 145H36V144H34ZM37 145H39V144H37ZM54 145V146H55ZM62 145V144H61ZM60 145V146H61ZM194 144H192L191 143V146H193ZM199 145V146H198ZM177 146H179V147H177ZM186 146V145H185ZM194 146H197L198 148L200 147L201 148V146H200V143H198L197 145H194ZM253 146V145H252ZM58 147V146H57ZM66 147V146H65ZM87 147H89V145L87 146ZM187 147H189V146H187ZM241 147H243V146H241ZM245 147V146H244ZM243 147V148H244ZM18 148V147H17ZM64 148V147H63ZM183 148V147H182ZM191 148H193V147H191ZM206 148V147H205ZM248 148V147H247ZM251 148V147H250ZM51 149H53V147L51 148ZM54 149H56V148H54ZM53 149V150H54ZM59 149H61V148H59ZM59 149H58V151H59ZM83 149V148H82ZM90 149V148H89ZM88 149V150H89ZM92 149H93V147H92ZM95 149H93L94 151H95ZM116 149V148H115ZM41 150H43V149H41ZM41 150H39L40 152H42ZM63 150V149H62ZM181 150V149H180ZM180 150H178L179 152H180ZM195 150H197V149H195ZM203 150V153L205 152L204 151V149H202ZM84 151H86V149L84 148ZM84 151H83V153H84ZM199 150H197V152H198ZM64 152V151H63ZM62 152V153H63ZM113 152V153H112ZM196 152V151H195ZM196 152V153H197ZM201 152V151H200ZM211 153V154H213V156H215L214 154L216 153L215 152V150L213 149V150H210V151H207V153ZM5 153H9L10 154V159H8V160H6V159H4L3 158V154H5ZM48 153V154H47ZM61 153V152H60ZM92 153V154H93ZM194 153V152H193ZM199 153V152H198ZM208 153V154H209ZM41 154V153H40ZM159 154H161V155H159ZM182 154V153H181ZM185 154V153H184ZM186 154H188V153H186ZM195 154V153H194ZM219 154V153H218ZM198 155V154H197ZM196 155V156H197ZM258 155V154H257ZM256 155V156H257ZM76 156H78V155H76ZM80 156V155H79ZM192 156V155H191ZM199 156V155H198ZM197 156V157H198ZM202 156V155H201ZM213 156H212V159H213ZM40 157V156H39ZM57 157V156H56ZM92 157V156H91ZM95 157V156H94ZM166 157V156H165ZM164 157V158H165ZM189 157V156H188ZM195 157V156H194ZM197 157H195L196 159H197ZM207 157V156H206ZM93 158V157H92ZM95 158V159H96ZM170 158V157H169ZM177 158H178V156H177ZM182 158V157H181ZM180 158V159H181ZM205 158V157H204ZM210 158V157H209ZM94 159V160H95ZM161 159V158H160ZM159 159V160H160ZM168 159V158H167ZM172 159H173V157H172ZM171 159V161L173 162V160ZM185 159V158H184ZM195 159V160H196ZM157 160V159H156ZM158 160V161H159ZM163 161H164V159H162ZM178 160V159H177ZM190 160V159H189ZM188 160V161H189ZM207 160H210V159H208L207 158ZM96 161V160H95ZM98 161H96V162H98ZM161 161V160H160ZM168 161V160H167ZM166 161V162H167ZM176 161V160H175ZM174 161V162H175ZM180 161H182V160H180ZM186 161V160H185ZM187 161V162H188ZM201 161H202V159H201ZM75 162V161H74ZM155 162V161H154ZM157 162V161H156ZM155 162V163H156ZM165 162V163H166ZM170 162V161H169ZM195 162V161H194ZM264 162V161H263ZM86 163H88V162H86ZM90 163H92L91 161H90ZM161 163V162H160ZM180 163V162H179ZM205 163V162H204ZM215 163V162H214ZM98 164V163H97ZM96 164V165H97ZM99 164V165H100ZM169 164V163H168ZM181 164H182V162H181ZM89 165V164H88ZM146 165L148 166L147 168L150 170V173H147V172H144L143 170L145 169V167H146ZM160 164H158V165H156V166H159ZM173 165V164H172ZM171 165V166H172ZM175 165H176V163H175ZM206 165V164H205ZM208 167L210 168V169H212L211 171H213V172H215L214 170H215V166L212 164H209V161H208ZM165 167H166V165H164ZM163 166V167H164ZM14 167H17V170H12V168H14ZM123 167V166H122ZM126 167H124V168H126ZM170 167V166H169ZM180 167V166H179ZM201 167V166H200ZM203 167V166H202ZM207 167V166H206ZM207 167V168H208ZM123 168V171L125 170ZM162 168V167H161ZM206 168V169H207ZM103 169H101V170H103ZM119 169V168H118ZM140 169V170H139ZM143 169V170H142ZM154 169V168H153ZM156 169V168H155ZM170 169H172V167L170 168ZM177 169H179L178 167H177ZM203 169H205V168H203ZM149 170H148V172H149ZM161 170V169H160ZM174 170V169H173ZM202 170V169H201ZM115 171H116V174H118V172H117V170L115 169ZM118 171H120V170H118ZM162 171V170H161ZM176 171V170H175ZM205 171H207V170H205ZM92 173H94V171H91ZM90 172V173H91ZM128 172V173H129ZM158 172H160L159 170H158ZM164 172V171H163ZM168 172V171H167ZM202 172V171H201ZM209 172V171H208ZM212 172V173H213ZM92 173H91V176H90V178L92 179L93 178V176L95 175V173L92 175ZM97 173V172H96ZM131 173H129V174H131ZM154 173V172H153ZM156 173V172H155ZM171 173V172H170ZM178 173V172H177ZM100 174V173H99ZM120 174V173H119ZM127 174V173H126ZM128 174V175H129ZM137 174V173H136ZM203 174V173H202ZM204 174H205V172H204ZM209 174V173H208ZM49 175V176H48ZM152 175V174H151ZM166 175V174H165ZM164 175V176H165ZM225 175V174H224ZM124 176V175H123ZM127 176V175H126ZM131 176V175H130ZM128 177V176H127ZM209 177H211V176H209ZM118 178H119V176H118ZM131 178V177H130ZM154 178V177H153ZM207 178L208 177H206V180H207ZM3 179V178H2ZM122 179H123V177H122ZM133 178H131V180H132ZM137 179V178H136ZM141 179V180H142ZM196 179V178H195ZM15 180H18L19 182H18V184H21V188H15V187H12V185H13V182H15ZM124 180V179H123ZM129 180V179H128ZM131 180H129L128 182H130ZM134 180V179H133ZM132 180V183H134V181ZM142 180V181H143ZM157 180H159V179H157ZM83 181V180H82ZM101 181V180H100ZM161 181V180H160ZM84 182V181H83ZM93 182H95V181H93ZM138 182V181H137ZM154 182L155 181H153L152 183L154 184ZM125 183H126V181H125ZM139 183V182H138ZM142 183V182H141ZM144 183V182H143ZM205 183V182H204ZM17 184V185H18ZM122 184V183H121ZM127 184V183H126ZM147 185H149V184H147ZM147 185H145L146 187H149V186H147ZM165 185H167V184H165ZM164 185V186H165ZM164 186H162V187H164ZM17 187V186H16ZM84 187V186H83ZM160 188V189H162L163 190V188ZM166 187H169L168 185L166 186ZM95 188V187H94ZM165 188V187H164ZM53 189V188H52ZM85 189V188H84ZM87 189V188H86ZM129 189V188H128ZM151 189V188H150ZM20 190V191H19ZM92 190H93V188H92ZM169 190H173V188L171 189L170 187L168 188V191ZM177 190V189H176ZM7 191V192H8ZM86 191V190H85ZM89 191V190H88ZM165 191H167L166 190V188H165ZM174 191H175V189H174ZM156 192V191H155ZM170 193H171V191H169ZM31 193V192H30ZM50 193V192H49ZM56 193V192H55ZM75 193V192H74ZM154 193V192H153ZM166 193V192H165ZM174 192L172 191V193L171 194H173ZM27 194H28V192H27ZM68 194V193H67ZM144 194V193H143ZM176 194H177V192H176ZM76 195V194H75ZM74 195V196H75ZM175 195V194H174ZM178 195V194H177ZM182 195V194H181ZM213 195V194H212ZM64 196V195H63ZM72 196V195H71ZM91 196V195H90ZM139 196V195H138ZM144 196V195H143ZM170 196H172V195H170ZM31 197H32V194H31ZM47 197V196H46ZM56 197V198H57ZM139 197H141V196H139ZM176 197V196H175ZM206 197V196H205ZM212 197V196H211ZM219 197V196H218ZM49 198V197H48ZM47 198V199H48ZM106 198V197H105ZM124 198V197H123ZM172 198V197H171ZM174 198V197H173ZM172 198V199H173ZM220 198V197H219ZM16 199V198H15ZM24 199V198H23ZM64 199V198H63ZM139 199V198H138ZM170 199V198H169ZM207 199V198H206ZM55 200V199H54ZM92 200V199H91ZM108 200V199H107ZM165 200V199H164ZM215 200V199H214ZM218 200V199H217ZM19 201V200H18ZM57 202H58V200H56ZM61 201V200H60ZM64 201V200H63ZM173 201V200H172ZM211 201V200H210ZM210 201H209V203H210ZM219 201V200H218ZM217 201V202H218ZM50 202V201H49ZM54 202V201H53ZM98 202H100V201H98ZM140 202V201H139ZM154 202V201H153ZM174 202V201H173ZM184 202V201H183ZM213 202V201H212ZM60 203V202H59ZM63 203H65V202H63ZM67 203H65V204H67ZM93 203V204H92ZM101 203V202H100ZM165 203V202H164ZM169 203H170V201H169ZM178 203V202H177ZM209 203H208V205H209ZM218 203H220V202H218ZM42 204V203H41ZM62 204V203H61ZM61 204H59V205H61ZM171 204H173L172 202H171ZM229 204V203H228ZM39 205V204H38ZM63 205V204H62ZM110 205V204H109ZM117 205V204H116ZM144 205V204H143ZM159 205V204H158ZM216 205V204H215ZM214 205V206H215ZM219 205V204H218ZM18 206V205H17ZM66 206V205H65ZM75 206V205H74ZM96 206V207H97ZM115 206V205H114ZM163 206V205H162ZM166 206V205H165ZM168 206V205H167ZM181 206V205H180ZM105 207H107L106 205H105ZM105 207H104V212H105ZM209 207V206H208ZM230 207V206H229ZM18 208V207H17ZM64 208V207H63ZM84 208V209H85ZM162 208V207H161ZM177 208V207H176ZM178 208H179V206H178ZM178 208L176 209V211L178 210ZM206 208V207H205ZM210 208V207H209ZM213 208V207H212ZM33 209H35V208H33ZM69 209V208H68ZM91 209V210H90ZM108 209V208H107ZM166 209H167V207H166ZM170 212H168V213H166V218H168L169 220H170V223H171V220H172V223L173 224H176V226L179 224V226L181 227V228H184L183 227V224L184 223H186V222H184V219H183V222H182V218H185L186 219V217H182V216H180L178 213L176 214V211H175V208L174 207H171L170 206ZM214 209V208H213ZM212 209V211L215 213V210L217 209V206H215V209L213 210ZM28 210V209H27ZM53 210H55V208L53 207V209H51V208H49V206L47 205V204H45L44 206H43V208L41 209V208H39V209H36V210H34V218L36 219L35 221H36V223H38V226L39 227H41L42 229H45V228H47V227H50V226H48L47 224H48V222H46L45 221V219L47 220L48 219V217L50 216L51 217V213H52V211ZM65 210H66V208H65ZM133 210V209H132ZM163 210V209H162ZM211 210V209H210ZM228 210V209H227ZM56 211V210H55ZM54 211V212H55ZM77 211V210H76ZM109 211H111V210H107V213L109 212ZM165 211V210H164ZM179 211V210H178ZM217 211V210H216ZM29 212V211H28ZM72 212H74V211H72ZM81 212V211H80ZM103 212V213H104ZM26 213V212H25ZM106 213V212H105ZM187 213V212H186ZM30 214V213H29ZM33 214V213H32ZM54 214H56V213H54ZM63 214H64V211H63ZM112 214V213H111ZM111 214H110V216H111ZM159 214V213H158ZM100 215V217L101 216H103V214L101 215V213L99 214ZM108 215V214H107ZM106 215V216H107ZM212 216L214 215V214H211ZM210 215V216H211ZM32 216V215H31ZM62 216V215H61ZM70 216H67V215H65L64 216V220H63V223H67L66 225H68L67 226V230L68 231H71V229H72V227L73 226H71V223L69 224V222H70ZM105 216V217H106ZM109 216V215H108ZM109 216V217H110ZM165 216V215H164ZM44 218V217H46V218H44V219H41V218ZM59 217H60V214H59ZM113 217H115V216H113ZM162 217V216H161ZM182 217V218H181ZM61 218V217H60ZM103 218V217H102ZM107 218V217H106ZM111 218V217H110ZM91 219V218H90ZM245 219V218H244ZM106 220V219H105ZM110 220H112V218L110 219ZM48 221V220H47ZM54 221V220H53ZM90 221V220H89ZM101 221H102V223H101ZM166 221V220H165ZM168 221V220H167ZM167 221H166V224H167ZM180 221L183 223V224H181L180 225ZM215 221V220H214ZM57 222V221H56ZM107 223H109L108 222V219H107V221H106ZM188 222V221H187ZM32 223H33V221H32ZM50 223V222H49ZM62 223V224H63ZM73 224L72 225H74V227H75V224H74V222H72ZM89 223H91V222H89ZM99 223V224H98ZM106 223V224H107ZM169 223V224H170ZM190 223V222H189ZM61 224V225H62ZM92 224V223H91ZM106 224H104V225H106ZM112 224H114V222L112 223ZM111 224V225H112ZM77 225H76V227H77ZM90 225V226H89ZM115 225V224H114ZM114 225L112 226L113 228V230H114ZM170 225H172V224H170ZM186 226H188V223L187 224H185ZM190 225V224H189ZM56 226V225H55ZM63 226V225H62ZM94 226H96L95 224L93 225V227ZM106 226H108V224L106 225ZM116 226V225H115ZM173 226V225H172ZM175 226V225H174ZM61 227V226H60ZM66 227V226H65ZM74 227H73V229H74ZM75 227V228H76ZM97 227V226H96ZM95 227V228H96ZM189 227V226H188ZM64 228V227H63ZM117 228V227H116ZM174 228V227H173ZM185 228H187V227H185ZM51 229V228H50ZM62 229V228H61ZM97 229V228H96ZM101 229V228H100ZM99 229V230H100ZM102 229H104V228H102ZM110 229H111V226H110ZM60 230V229H59ZM77 229H74V234H75V231H76ZM93 230H94V228H93ZM187 230V229H186ZM42 231V230H41ZM51 231H52V229H51ZM57 231H58V229H57ZM65 228H64V231L62 232V235L65 233ZM78 231V233H79V230H77ZM94 231H96V230H94ZM115 231H116V229H115ZM114 231V232H115ZM121 231V230H120ZM120 231H117V233H115V235H114V239L118 242V243H120L121 245H123V243L124 242H126V244L128 243V235H125V234H123V231H122V233H120ZM179 231H180V228H179ZM178 231V232H179ZM185 231V230H184ZM183 231V235H185V232ZM44 232V231H43ZM119 232V233H118ZM188 232V231H187ZM190 232H192V231H190ZM60 233H61V230H60ZM69 233L70 232H68V234H66L67 236L69 235ZM93 233V232H92ZM225 233V232H224ZM72 234H73V231H72ZM73 234V236L75 237V235ZM76 234H77V232H76ZM96 234V233H95ZM100 234V233H99ZM112 234V233H111ZM181 234V233H180ZM192 234V233H191ZM66 235H63V236H65V237H67ZM78 235V234H77ZM93 235V234H92ZM91 235V236H92ZM97 235V234H96ZM109 235V234H108ZM94 236V235H93ZM92 236V237H93ZM98 236V235H97ZM186 236V235H185ZM72 237V236H71ZM82 237H84V236H82ZM104 237V236H103ZM187 237V236H186ZM211 237H213V236H211ZM68 239H70L69 237H67ZM76 238V237H75ZM183 238H184V236H183ZM71 239H73V237L71 238ZM92 239V238H91ZM112 239V238H111ZM67 240V239H66ZM66 240H64V241H66ZM75 240V239H74ZM74 240H70V241H72V243H74L73 241ZM78 240H80V239H78ZM82 241H83V238L81 239ZM85 241H87L86 240V238L84 239ZM113 240V239H112ZM70 241H69V243H70ZM82 241H80V242H82ZM204 241V240H203ZM110 242V241H109ZM65 243V242H64ZM68 243V244H69ZM85 243V242H84ZM117 243V244H118ZM205 243V242H204ZM210 243V242H209ZM238 243V242H237ZM67 244V245H68ZM87 244H88V242H87ZM206 244V243H205ZM80 245V244H79ZM83 245V244H82ZM130 245V244H129ZM128 245V246H129ZM214 245V244H213ZM216 245V244H215ZM214 245V246H215ZM70 246H71V249L73 248L72 247V245L70 244ZM116 246V245H115ZM118 246V245H117ZM124 246V245H123ZM127 246V247H128ZM133 246V245H132ZM132 246H129V247H132ZM198 246H200L199 244H198ZM82 247H84V246H82ZM119 247V246H118ZM118 247H117V249H118ZM79 248V247H78ZM86 248V246L84 247V249ZM89 248V247H88ZM198 248H200V247H198ZM208 248H210L209 246H208ZM87 249V248H86ZM89 250V249H88ZM127 251L129 250H131L130 248L129 249H126ZM221 250V249H220ZM74 251V250H73ZM121 251V249L119 250V253H121L120 252ZM124 251V250H123ZM128 251V252H129ZM202 251V250H201ZM89 252V251H88ZM198 252V251H197ZM203 252V251H202ZM208 252V251H207ZM127 253V252H126ZM125 253V254H126ZM132 253V252H131ZM131 253H129V255H131ZM195 253V252H194ZM196 254V253H195ZM216 254H218V252L216 253ZM74 255H75V253H74ZM127 255V254H126ZM200 255V254H199ZM207 256V255H206ZM70 257H71V255H70ZM72 257H73V254H72ZM92 257V256H91ZM94 257V256H93ZM194 257V256H193ZM200 257V256H199ZM203 257H205L204 256V253H203ZM194 259V258H193ZM200 259V258H199ZM211 261H213V260H211ZM201 262V261H200ZM212 263V262H211Z\"/></svg>",
	"mask_w": 264,
	"mask_h": 264
}]
</instances>
